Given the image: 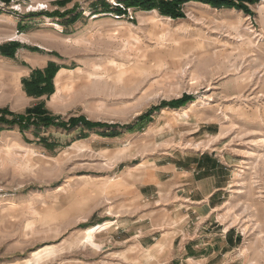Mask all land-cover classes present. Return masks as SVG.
<instances>
[{"label": "rangeland", "instance_id": "rangeland-1", "mask_svg": "<svg viewBox=\"0 0 264 264\" xmlns=\"http://www.w3.org/2000/svg\"><path fill=\"white\" fill-rule=\"evenodd\" d=\"M60 1L11 0L0 9V43L24 45L1 65L0 107L22 113L42 102L65 122L84 116L118 125L119 133L0 131V264H198L183 240L171 244L175 226L162 208L151 209L160 231L148 248L135 238L119 242L111 232L119 223L87 216L98 187L125 168L191 150L217 154L230 178L213 216L189 222L185 233L193 244L204 234L214 242L209 235L222 228L241 237L224 258L204 255L202 264H264V0L249 13L188 2L179 19L133 9L117 17L101 11V0ZM39 55L64 68L53 78L56 94L27 96L21 84V94L9 93L12 75L20 81L39 69ZM182 94L191 101L127 129L149 107Z\"/></svg>", "mask_w": 264, "mask_h": 264}, {"label": "crops", "instance_id": "crops-1", "mask_svg": "<svg viewBox=\"0 0 264 264\" xmlns=\"http://www.w3.org/2000/svg\"><path fill=\"white\" fill-rule=\"evenodd\" d=\"M6 43L9 42L0 43V46ZM22 46L24 45L20 44L19 48ZM39 56L37 58L39 69H43L48 61L59 65L60 69L54 76L56 80L59 72L64 69L61 68L62 65L52 60V57ZM10 59L12 58L0 54V68ZM15 70L22 71L23 69L15 67ZM18 74L12 75L13 88L8 91L9 93H20L21 80L19 81ZM29 74L24 78H27ZM55 94L56 91L52 96ZM143 163H135L125 168L112 180L114 181L112 184L104 182L98 187L99 202L94 204L95 206L87 205L92 206L87 216L112 224L119 223V226L116 225L111 230L115 236L118 234L119 242H128L135 238L134 240L141 248H148L154 245L152 241L157 238V232L160 231L152 225L154 220L151 217L157 213V210L151 209L162 208L175 226L171 231L176 232L171 237V244L176 240H183L181 249L188 251L186 252L188 258L196 259V262L199 261L198 264H202L204 255H208L211 261L219 256L224 258L229 248L233 250L240 244L241 237L231 228L218 229L217 234L209 235L214 242L206 241L208 235L204 234L196 236V243L193 244L194 238L185 233L189 222L191 224L200 222V218L207 222L224 198L230 173L227 165L217 154L207 150H191L178 154L164 152ZM107 209H110L112 213H108ZM162 209L159 213H163ZM191 216L192 220H190ZM208 224H211V221ZM180 226L181 230L175 229ZM205 226L206 228L203 226L202 229L206 231L209 226ZM168 232L170 233V229ZM156 246H160V243L155 244ZM208 259L205 258L206 261Z\"/></svg>", "mask_w": 264, "mask_h": 264}, {"label": "trees", "instance_id": "trees-1", "mask_svg": "<svg viewBox=\"0 0 264 264\" xmlns=\"http://www.w3.org/2000/svg\"><path fill=\"white\" fill-rule=\"evenodd\" d=\"M0 1L8 4L11 0ZM257 1L258 0H123L122 2L126 8L141 11L156 10L161 16L169 17L171 19H179L185 16L183 7L188 2H199L207 4L212 8H233L241 10L244 13H249L248 5L254 4ZM60 3L64 4L65 2L61 0ZM100 3L102 4H99V6H102V8H100L102 12L115 11L118 15L124 13L119 8H111L104 0H101ZM97 7L98 5L93 7L95 11L94 13L98 12ZM76 18V16H72L70 17V20L75 21ZM19 47V42L11 41L0 46V54L13 58ZM58 70L59 65L52 61H48L43 69H33L27 78H22L21 84L27 96L40 97L45 95L46 97H49L54 92L53 78ZM191 99L192 96L182 94V96L175 99L168 101L162 100L159 104L149 107L144 113L137 117L132 125L126 127L127 129L132 130L138 123L142 124L143 122H147L154 111L166 107L178 108L191 101ZM14 126H17L21 131L29 129L31 126L35 129L41 127H57L64 130L76 128L81 129L79 138H85L87 136L82 130L84 128L87 130L105 128L103 131L96 130L102 136H114L119 133L116 130L118 125L92 122L87 120L84 116L70 117L65 122L60 119V116L52 115L46 110L42 102L26 108L22 113L12 112L8 107H0V131L11 129Z\"/></svg>", "mask_w": 264, "mask_h": 264}, {"label": "built area", "instance_id": "built-area-1", "mask_svg": "<svg viewBox=\"0 0 264 264\" xmlns=\"http://www.w3.org/2000/svg\"><path fill=\"white\" fill-rule=\"evenodd\" d=\"M105 2H107L109 5H110V7H112V8H114V9H117V8H119V9H121V11H123L124 13L126 12V13H128L129 11H133L131 8H126L125 6H124V4H123V0H104ZM4 6H7V4L6 3H4V2H2V1H0V9L1 10H4ZM47 7V5L46 4H41V5H39V8L38 9H44V8H46ZM123 13V15L122 14H120V15H122V16H124L125 14ZM118 15V14H117ZM120 15H118L117 17H119Z\"/></svg>", "mask_w": 264, "mask_h": 264}, {"label": "bare ground", "instance_id": "bare-ground-1", "mask_svg": "<svg viewBox=\"0 0 264 264\" xmlns=\"http://www.w3.org/2000/svg\"><path fill=\"white\" fill-rule=\"evenodd\" d=\"M41 5V4H40ZM39 8V5H37V9ZM169 19V18H168ZM90 75V73H87L86 76L88 77ZM59 79V77H58Z\"/></svg>", "mask_w": 264, "mask_h": 264}]
</instances>
